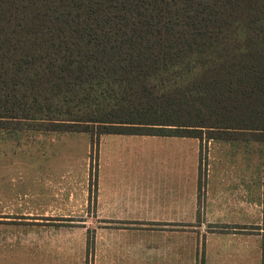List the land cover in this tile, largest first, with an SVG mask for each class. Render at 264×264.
I'll return each mask as SVG.
<instances>
[{
    "label": "trees",
    "instance_id": "obj_1",
    "mask_svg": "<svg viewBox=\"0 0 264 264\" xmlns=\"http://www.w3.org/2000/svg\"><path fill=\"white\" fill-rule=\"evenodd\" d=\"M22 124L254 140L264 172V0H0V129Z\"/></svg>",
    "mask_w": 264,
    "mask_h": 264
},
{
    "label": "crops",
    "instance_id": "obj_2",
    "mask_svg": "<svg viewBox=\"0 0 264 264\" xmlns=\"http://www.w3.org/2000/svg\"><path fill=\"white\" fill-rule=\"evenodd\" d=\"M105 135L139 136H99ZM147 136L164 141L166 164L143 168V177L136 180L107 158L105 168L97 171L95 211L75 218L96 222L94 263L262 264V150L257 159L248 156V144L241 139H209L207 165L201 166L198 138ZM188 156L191 164L185 165ZM72 195L69 178L67 199L23 213L20 230L0 229V244H11L19 235L31 264H76L73 257L83 263L88 241L82 233L73 237ZM10 216L0 213L1 227L13 220Z\"/></svg>",
    "mask_w": 264,
    "mask_h": 264
},
{
    "label": "rangeland",
    "instance_id": "obj_3",
    "mask_svg": "<svg viewBox=\"0 0 264 264\" xmlns=\"http://www.w3.org/2000/svg\"><path fill=\"white\" fill-rule=\"evenodd\" d=\"M36 128L39 127L22 124L16 129H0V213H11L10 217L13 218L7 221L8 224H2L0 229L6 228L9 232L20 230L19 225L25 223L21 220L22 214L33 212L32 207L37 204L47 207L49 204L56 206L62 203L64 198L67 199L70 178L73 237L82 233L88 241L85 258L80 263L95 264L93 241L96 222L75 218L95 211L94 192L99 166L105 168L106 159L110 158L108 164L129 171L139 180V177H143V168L166 164L164 149H161L164 141L161 137L147 135L93 137L85 132H51ZM198 140L200 164L207 165L209 140L205 137ZM243 142L248 144V156L258 159L262 143L254 140ZM214 149L215 145L211 150ZM227 150L232 155L237 153L233 149ZM185 152V155H189L187 148ZM183 164H191V157H184ZM261 165L258 161V168ZM7 239H13V236ZM28 256L27 247L19 235L11 244H0V264H31ZM73 260L80 264L76 261L78 259L73 257Z\"/></svg>",
    "mask_w": 264,
    "mask_h": 264
}]
</instances>
